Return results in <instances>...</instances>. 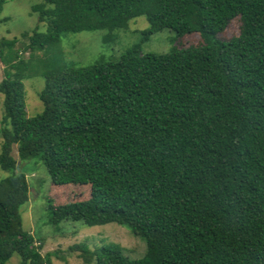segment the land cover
<instances>
[{
    "label": "trees",
    "instance_id": "16d2710c",
    "mask_svg": "<svg viewBox=\"0 0 264 264\" xmlns=\"http://www.w3.org/2000/svg\"><path fill=\"white\" fill-rule=\"evenodd\" d=\"M32 12L46 30L22 33L23 52L0 39V264H50L23 227L29 185L13 145L54 184L90 188L83 202L47 201L54 228L115 223L145 244L136 260L76 245L84 264H264V0H44ZM140 16L146 34L200 42L165 54L138 43L86 67L35 55L68 33L105 30L113 41ZM231 21L238 33L216 39ZM35 69L43 108L28 117L23 83Z\"/></svg>",
    "mask_w": 264,
    "mask_h": 264
},
{
    "label": "rangeland",
    "instance_id": "374dc122",
    "mask_svg": "<svg viewBox=\"0 0 264 264\" xmlns=\"http://www.w3.org/2000/svg\"><path fill=\"white\" fill-rule=\"evenodd\" d=\"M44 4V0H5L0 12V39L16 38V49L23 52L27 41L21 34L31 32L38 27L39 32H45L46 23H38V13L32 12V7ZM148 23L144 16L130 20L125 28L115 30L113 41H105V30L83 31L68 33L61 37L60 43L48 50L35 54L38 57H53L61 66L74 65L86 67L103 61H117L122 54L134 45L141 43L143 54H165L173 46L189 47L200 42L199 35H187L175 40V34L165 29L157 33L146 34ZM239 24L231 21L226 28L217 35L218 40H228L238 33ZM144 39V40H143ZM143 40V41H142ZM28 58V53H23ZM3 66L0 62V82L3 78ZM29 78L24 81L26 114L34 116L42 111V104L38 93L43 89L44 80L35 70L29 71ZM3 96L0 94V128L3 127ZM3 138L0 135V152ZM11 156L16 160V172L26 177L29 185V198L20 209L23 227L34 235L41 245L42 256L49 255L50 264H84L78 253L71 250L76 245H86L91 250L102 247L118 246L124 257L130 260L142 258L145 244L133 236L129 230L115 223L102 226L86 227L81 222H61L57 229L48 219V200L59 206L73 202H83L90 197V188L80 185L54 184L37 159L19 161L17 145L12 146ZM7 173L0 168V180ZM56 229V230H55ZM18 259L13 256L8 264H17Z\"/></svg>",
    "mask_w": 264,
    "mask_h": 264
}]
</instances>
